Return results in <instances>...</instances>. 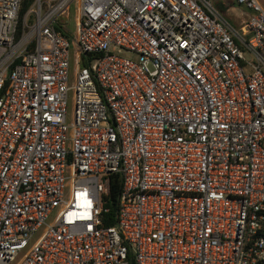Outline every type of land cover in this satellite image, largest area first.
Wrapping results in <instances>:
<instances>
[{"label": "built area", "instance_id": "built-area-1", "mask_svg": "<svg viewBox=\"0 0 264 264\" xmlns=\"http://www.w3.org/2000/svg\"><path fill=\"white\" fill-rule=\"evenodd\" d=\"M26 1L17 35L0 0V264H264L260 2L239 32L221 0Z\"/></svg>", "mask_w": 264, "mask_h": 264}, {"label": "trees", "instance_id": "trees-1", "mask_svg": "<svg viewBox=\"0 0 264 264\" xmlns=\"http://www.w3.org/2000/svg\"><path fill=\"white\" fill-rule=\"evenodd\" d=\"M28 4L26 0H23L19 14H18V28H17V35L20 34L21 29H20V21L23 16V14L26 12L28 9ZM109 190H108V195L105 198V207L109 208L108 213L103 215V225L108 227L114 225L115 221L113 219V215L115 214L116 211V202H117V197L119 195V192L121 190V181H120V176L115 174L109 177Z\"/></svg>", "mask_w": 264, "mask_h": 264}, {"label": "crops", "instance_id": "crops-1", "mask_svg": "<svg viewBox=\"0 0 264 264\" xmlns=\"http://www.w3.org/2000/svg\"><path fill=\"white\" fill-rule=\"evenodd\" d=\"M214 6L232 28L239 32L245 30V24L250 12L249 10L237 6L234 0L214 1Z\"/></svg>", "mask_w": 264, "mask_h": 264}, {"label": "rangeland", "instance_id": "rangeland-1", "mask_svg": "<svg viewBox=\"0 0 264 264\" xmlns=\"http://www.w3.org/2000/svg\"><path fill=\"white\" fill-rule=\"evenodd\" d=\"M264 7V0H258ZM213 4V2H212ZM74 13V12H73ZM251 13L249 12V15ZM68 21H67V28H66V32L71 36V37H74L75 36V20L74 18L72 17V13L70 15V17H68ZM72 51L73 49L70 48V52H71V59H70V64H71V68H70V73L72 74V70L74 69L75 67V61H74V57L72 55ZM119 56L123 57V58H129V59H133V55L132 53H129L127 51H122ZM244 57H248V55L246 53H244ZM71 85V83H70ZM68 105H67V119L70 120L71 118V114H72V110H73V92L72 91H69L68 93ZM66 190H68L70 188V184L69 182L67 181L66 182ZM55 213V212H54ZM40 232L37 233V236L39 235Z\"/></svg>", "mask_w": 264, "mask_h": 264}]
</instances>
